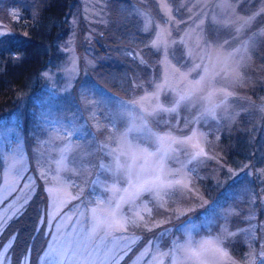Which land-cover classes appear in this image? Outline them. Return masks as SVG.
<instances>
[{"label": "rangeland", "instance_id": "rangeland-1", "mask_svg": "<svg viewBox=\"0 0 264 264\" xmlns=\"http://www.w3.org/2000/svg\"><path fill=\"white\" fill-rule=\"evenodd\" d=\"M126 1L128 3L125 4L123 0H75L72 3L73 11L69 16L65 30L68 31L65 36L57 43L44 44L43 47L48 54L45 61L46 67H42L37 72L36 86L37 89H41V93L35 107L31 110L32 121L29 125L32 128V132H29L31 135L29 134L30 145H28L32 155L31 168L27 156L29 153L17 119L14 115L9 116L8 119L0 118V246H3L0 248V264H14L13 257L10 254L8 257L6 254L8 248L15 242L16 235L11 232L7 239H3L4 232H7L14 219L12 217H16L15 224L19 220L25 222L33 219L34 214L37 213L34 230L29 232V235L27 232H22L20 235V239L23 237L20 243L26 254L23 255V260L22 255L20 256L19 264H29V251L32 245L37 246L35 250L37 254L31 264H117V261L119 264H154L152 256L156 247L149 245L148 241L156 237L158 233L169 230L170 234L162 240L163 245H170L172 241L182 243L187 238L191 225L195 224L197 230H192L193 238H209L220 230L219 224L223 223L222 217L233 210L237 214L231 217L230 229L251 226L252 236L251 245L244 240L243 234L236 238L238 242L232 246L238 254V258H235L243 264L249 251L254 248L255 259L252 264H264V257L259 255L264 250L262 247L264 245V169L262 167L264 118L263 124H259L264 106V62L261 64L259 59L264 58V45L258 40L264 27L259 25L255 31L248 33L253 21L248 27L240 29L242 21L254 15L256 19L264 11V0H234L227 13L219 6L218 0H172L171 8L175 20L172 22L170 39L179 40L185 32L199 24L204 29L206 25L212 27V34L208 37L214 42L213 47L228 40L223 51H233L249 39L258 42V46L254 44L249 48V53L245 54L238 78L218 79L217 83L228 88L233 95L229 97L227 109L218 111L217 120L201 118L197 122V116L201 111L198 106L181 107L178 115L174 113L171 116H164V119H168L174 126L171 131L177 136H187L193 131L206 134L205 150L212 158L204 159L203 163L197 166L195 177L198 180L194 177L197 193L193 195L177 188L170 201L189 210H186L183 215H176L156 206V202L151 201V197L145 196L143 200L151 201L149 203V207L153 209L151 220L156 223L163 221V223H160L159 227L153 226L152 231L142 227L126 233H116L111 239L105 240L102 234L96 236L89 234L91 223L88 218V208L91 205L88 207L85 205L94 195H110V193H102L92 182L98 176L104 178V174L99 171V165L101 160L107 163L111 158L104 157L102 153L88 156L87 167L79 171L64 170L65 179L58 182L60 175L57 166L58 149L64 141L57 139L55 143H48L50 137H58L65 131L64 126L69 125V121H74L77 126H83L84 132L95 134L97 141H106L107 129L97 131L96 122L106 124L105 117L110 111L116 110L121 101L130 103L145 95V88L149 92L152 91L148 83H145L144 87L137 88L131 83L127 91L133 89L125 99L121 96H112L118 94L105 89L98 81L93 82L90 79L96 75L104 79L108 85L118 87L121 78L127 80L124 71L118 68V65L122 64L121 61L127 66L134 63L144 65L140 62L139 56L133 57L129 54L130 52L128 55L126 50L118 51L116 41L123 45L131 34H135L138 38L144 35L141 21L134 26L132 13L135 14L134 9H141L138 6L143 5V10H149L146 3L148 4L150 0ZM152 1L155 12L150 10L151 13L160 20H167V16H164L161 11V4L167 3V0ZM46 2L47 0H0V32L4 33L0 35V40L7 42L0 47L10 43L17 45L16 40L10 38L13 28L19 27L18 30H21L19 34H23L22 22L31 21ZM129 4L134 7L131 11H129ZM239 5L243 7L242 11L238 8ZM245 8L249 10L246 11ZM13 11L18 13V18L12 15ZM135 16L140 20L138 15L135 14ZM229 19L236 23L222 27ZM201 21L204 23L201 24ZM130 28H134L135 31H127ZM155 31L154 28L153 32L149 33L148 42L154 37ZM99 34L102 36L99 37ZM96 47H101L103 52L98 54ZM148 48L142 50L148 54L146 57L150 58L152 48ZM179 50L180 52H176ZM173 51L176 56L170 55L171 62L184 64L186 61L187 67L182 69L185 72L195 68L197 63L202 65L201 68L190 72L189 79H199L200 75H204L205 69L209 72L213 71L212 65L216 63L215 56L209 57L207 51L202 52L201 55H194L191 59L187 56L181 57L180 54L186 52V49L179 44L168 49L169 54ZM131 52L136 54L135 51L131 50ZM2 54H7V51ZM163 59V51L157 52L154 61L158 65L157 71L155 75H149L148 81L163 76L165 66L160 63ZM73 61H75L74 64ZM146 61L149 64V59ZM220 66L217 64L215 70L219 71ZM73 68L74 71H72ZM248 69H257L260 72H254L256 73L254 77L251 73H247ZM45 72L48 73L47 76L44 75ZM169 79L176 83L171 70H169ZM138 83L141 84V81L138 80ZM89 89L92 91L89 92ZM249 90L253 94L261 93L258 96L259 104L251 103V97L243 94ZM82 93L90 97V103L87 106ZM97 101L100 103L97 104ZM19 103H24V97ZM240 116L250 120L251 123L247 125L249 128L256 127L253 129V136H250L245 144L249 146L255 144L257 132H261L258 151L255 154L251 153L249 162L233 160L231 162L233 166L214 165L215 167L207 170V165L212 164L210 161H216L219 164L221 159L226 161V157L232 154L231 145L234 140L232 138L229 140V152L223 158L218 151L217 137H221V133L227 134V137L242 135L243 131L239 127H237L239 132L228 129L236 125ZM10 129L14 131H9ZM161 130L169 131L164 126H161ZM72 140L73 143L86 145L89 148L94 147L89 143L91 135L79 141L76 137ZM181 159L186 160L187 157L181 155ZM255 161H260L262 165L258 172H256L258 168H255ZM246 164H248L247 168ZM169 165L177 168L180 166L171 161ZM75 167L80 168V165L76 164ZM206 186L214 188L212 193L222 192L221 198L224 200H218L221 204L215 206V203L210 202L212 197H205ZM208 194L210 195L211 192L209 191ZM77 196L79 199L73 198ZM189 196L190 199L187 198ZM213 208H215L214 215ZM18 211L22 214H17ZM259 214L261 219L257 222ZM240 225L242 226L238 227ZM255 227H259L260 231L256 232ZM17 230L18 228L14 232ZM133 233L142 235L143 239L129 251L124 245L130 242ZM121 236L129 239H120ZM17 247H19L18 243H15L11 250ZM162 250L169 249L164 247ZM125 252L127 255H124ZM121 256L123 259H120ZM163 260L164 264H168L167 258Z\"/></svg>", "mask_w": 264, "mask_h": 264}, {"label": "snow or ice", "instance_id": "snow-or-ice-1", "mask_svg": "<svg viewBox=\"0 0 264 264\" xmlns=\"http://www.w3.org/2000/svg\"><path fill=\"white\" fill-rule=\"evenodd\" d=\"M232 2L234 0H218L219 6L226 13ZM171 3L172 0H167V3L161 4V11L164 16H167V20H160L150 10L134 9V13L140 17L142 30L146 34L156 29L154 37L145 47L164 53V59L160 61L165 66L163 76L148 81L152 91L149 92L145 88V95L130 103L121 101L119 107L110 111L105 117L106 124L96 122L97 131L107 129L106 141H97L95 134L84 132L83 126H77L74 121H69V125L64 126L65 131L61 135L49 138L48 143H55L57 139L64 141L58 149L57 166L60 172L58 182L65 179L64 170L79 171L87 167L88 156L102 153L104 157L111 158L107 163L101 160L99 165V171L104 174V178L98 176L92 182L102 193H110V195H94L85 205L86 207L91 205L88 208V218L91 223L89 234L92 236L102 234V238L108 240L116 233H126L142 227L152 231L153 226L159 227L163 221L156 223L151 220L153 215V209L149 207L151 201H155L156 206L176 215H183L186 210H189L170 201L177 188L193 195L197 193L194 183L197 166L203 163L204 159L212 158L205 150L206 134L193 131L187 136H177L171 131L174 126L168 119H164V116H171L174 113L178 115L181 107L198 106L201 111L197 116V122L201 118L217 120L218 111L227 109L229 97L233 95L228 88L217 83L218 79L238 78L245 54L249 53V48L254 44L258 46V42L249 39L233 51H223L228 40L213 47L214 42L199 24L190 28L179 40L170 39L172 22L175 20ZM12 15L18 18V13L15 11ZM254 19L255 15L242 21L240 29L248 27ZM200 23L203 24L204 21ZM232 23L236 21L229 19L222 27ZM3 34L0 32V35ZM6 43L0 40V45ZM15 43L19 45L20 42ZM177 44L186 49V52L180 54L181 57L187 56L191 59L204 51H207L209 57L214 55L216 63L212 65L213 71L209 72L205 69L204 75H200L199 79H189L190 72L201 68L202 65L197 63L195 68L185 72L182 69L187 67L186 61L184 64H173L169 57L170 55L175 57L176 53L173 51L169 54L168 49ZM12 55L15 61L22 58L17 53ZM136 55L139 56L142 64H148L140 53ZM217 64L221 65L219 71L215 70ZM74 70L73 68L72 71ZM169 70L174 74L176 83L169 79ZM44 75L47 76L48 73L45 72ZM134 87H144V85L134 83ZM82 95L87 106L90 103V97L84 93ZM96 103L99 104L100 101ZM161 126L167 127L169 131H162ZM88 135H91L89 143L94 147L89 148L86 145L73 143V137L79 141ZM17 136L19 138L18 133ZM181 155L187 159L182 160ZM70 156L71 159H69ZM170 161L180 166L171 167ZM76 164H79L80 168H76ZM229 171L232 170L229 169ZM145 196L151 197V201L143 200ZM73 198L79 199L78 196ZM212 213L215 214V208L212 209ZM17 214L22 212L18 211ZM236 214L233 210L222 217L223 223L219 224L220 230L209 238H193L192 230H197L195 224L191 225L187 238L182 243L172 241L170 245H163L162 240L170 234L169 230L158 233L156 237L148 241L149 245L156 247L152 261L154 264H164L163 258H167L168 264H242L237 261L231 249L238 242L236 238L241 234L249 245L252 244L251 226L231 230V217ZM120 239L129 238L121 236ZM142 239V235L133 233V238L124 247L131 251L132 246ZM164 247H168L169 250L163 251ZM124 255H127V252ZM259 255L264 257V250ZM120 259H123V256ZM254 259L253 248L247 254L243 264H252ZM117 264H119L118 261Z\"/></svg>", "mask_w": 264, "mask_h": 264}, {"label": "trees", "instance_id": "trees-1", "mask_svg": "<svg viewBox=\"0 0 264 264\" xmlns=\"http://www.w3.org/2000/svg\"><path fill=\"white\" fill-rule=\"evenodd\" d=\"M124 3H128V1L123 0ZM176 1V0H175ZM174 1V2H175ZM73 2L75 0H47L46 4L36 13V16L31 21H23L22 25L24 27L23 34H19L21 30L19 27L13 28V33L10 34V38H13L16 40L15 42H20L19 45H13V44H7L5 46L0 47V118L8 119L9 116H15L18 123L20 124L22 135L25 139L26 143V149L29 153L28 159L30 163V168L32 167V159H31V150L28 145L30 140V131L32 132V128L29 127L31 125V110L35 107V103L39 98V94L41 93V89H37L36 82H37V72L42 68L46 67L45 61L47 58V52L44 49V44H53L60 41L61 38H63L66 34L65 31L67 29V23L69 22V16H71V12L73 11ZM146 5L149 6V10H152V12H155L154 2L152 0L149 1V3ZM144 6V5H143ZM143 6H138V8H143ZM134 7H132L129 4V11H131ZM242 11V8L240 5L239 7ZM246 11H248V8H245ZM244 10V11H245ZM134 17V26L135 23L140 24V20L138 19L135 14H133ZM131 15V16H132ZM263 22V23H262ZM264 27V11L259 14L256 19L254 20L253 24L250 26L248 33L255 31L258 26ZM124 30V28L122 29ZM205 30L207 31L208 36L212 34V27L209 25L205 26ZM127 31H135L134 28H130ZM122 33V32H121ZM124 34V32H123ZM102 34H99V37H101ZM149 38V33H145L141 36V38L136 37L135 34L129 35V38L126 40V42L122 45V43L116 41V46L118 51L120 50H126L127 54L128 52L132 53L135 56L137 53H140L143 57H145V60L149 59V64L147 65H141L138 63H134L133 65H125L123 61L122 64L118 65V68H120L122 71H124L125 77L127 80L121 78V83L118 87H113L111 85H108L104 82V79L98 78L96 75L93 77H90V79L93 82H99L100 85H102L105 89L111 90L112 92L117 93L118 95H112L115 97L121 96L122 98L127 99L126 97L131 93L132 89H128L130 84L132 83L134 86V83H138V80L141 81V84L148 83V77L150 74L155 75L157 71V66L154 61L156 59V51L152 50L150 51L151 57L147 58L146 55H148L145 51V43L148 42L147 39ZM259 42L264 45V31L259 36ZM12 48V49H11ZM51 48H53L51 46ZM148 48V47H147ZM11 49V50H10ZM143 49V50H142ZM149 49V48H148ZM9 50L11 52H9ZM95 50H97L98 54L102 53L103 50L100 47H96ZM135 51V53L131 52ZM7 51V54H2V52ZM96 52V51H95ZM124 52V51H123ZM122 52V53H123ZM176 52H180L176 51ZM263 52V51H262ZM12 53H17L22 58L19 61H15ZM264 53V52H263ZM129 55V54H128ZM107 56V55H105ZM264 56V55H263ZM100 60V59H99ZM98 60V62H99ZM121 60V59H120ZM97 61V60H96ZM119 61V60H117ZM259 61L261 64L264 62V58H260ZM45 64V65H44ZM107 65V64H106ZM133 68L134 70H132ZM136 68L138 70H136ZM256 71H259L257 69L251 70L248 69L247 73H251L254 77L256 75ZM139 74H138V73ZM260 72V71H259ZM255 74V75H254ZM95 80V81H94ZM149 85V84H148ZM137 88V87H136ZM116 89V90H114ZM107 91V90H105ZM245 96L251 97V103L253 104H259V95L253 94L250 90L247 92H243ZM24 97V103L20 104L19 101ZM37 97V99L35 98ZM19 98V100H17ZM19 104V105H18ZM263 105V104H262ZM261 105V106H262ZM242 115V114H241ZM263 118H264V106H263V113L261 114V118L259 120V124H263ZM251 122L249 119L244 118V116H240L237 120L236 125L230 126L228 129L233 132L237 131L239 132V128L242 129L243 134L240 136H231L227 137V134L221 133V137L217 140V147L218 151L220 152L221 157L225 156L229 152V140L232 138L234 141L231 145V148L233 150L232 154H229L225 159H221V163H217L216 161H210L212 164L207 165V170L210 167L220 166L225 164L226 166L230 167L233 166L231 162L233 160H238L241 162H245L250 160L252 156L251 153L258 151L259 148V140L261 132L258 131V135L255 138V144L252 146H249L246 143V141L249 139L250 136H253V129L256 127H248ZM235 126V127H234ZM239 127V128H237ZM225 126L223 127L224 131ZM260 130V128H259ZM30 134V135H29ZM234 137V138H233ZM213 138V137H212ZM29 147V148H28ZM226 148V149H225ZM216 149V148H215ZM251 150V152H250ZM235 154V155H234ZM218 158V156H215ZM220 158V157H219ZM218 158V159H219ZM224 158V157H223ZM211 160V159H210ZM215 165V166H214ZM248 164L245 165L247 168ZM260 161H255V168H258L256 172L259 171ZM263 169H264V160H263ZM205 170V171H207ZM196 178V177H195ZM196 180H198L196 178ZM198 182V181H197ZM240 185V183H239ZM200 190L203 191L202 188ZM206 196L205 197H212L210 198L211 203H215V206L221 204L218 200H224V198H221V193L214 192V188L210 186H206ZM211 192L209 195L208 192ZM218 193V194H217ZM203 194L205 192L203 191ZM216 201V202H215ZM232 201V200H231ZM214 205V204H213ZM26 210V209H25ZM37 213L34 214L33 219H30L28 221H21L19 220L18 223L14 224V218L13 221L9 225V229H7L6 233L3 234V239H7L9 237V234L11 232L15 233L16 239L15 242L12 243V246L15 243H18L19 247L14 248L11 250L12 246L8 248L6 256L9 257L8 254H10L13 257V263L19 264L20 256L23 260V255L26 254V251L22 247V240L23 237L20 239V235L22 232H27L29 235V232H32L36 225L35 216ZM260 214L257 215V222L260 220ZM17 226V227H15ZM242 225L238 226L241 227ZM231 227V226H230ZM260 227V226H259ZM255 227V231L259 232L260 228ZM18 228L17 232H14ZM7 237V238H6ZM36 245H32L29 251V264H31L33 258L37 254ZM20 251V253H19ZM231 251L233 252L234 256L238 258V254L235 252L234 248L232 247ZM18 253V254H17Z\"/></svg>", "mask_w": 264, "mask_h": 264}]
</instances>
